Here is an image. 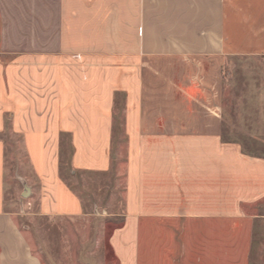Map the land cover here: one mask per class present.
<instances>
[{
	"label": "crops",
	"instance_id": "obj_1",
	"mask_svg": "<svg viewBox=\"0 0 264 264\" xmlns=\"http://www.w3.org/2000/svg\"><path fill=\"white\" fill-rule=\"evenodd\" d=\"M57 6L33 46L0 16V264H42L7 200L16 144L42 217L98 213L70 184L80 175L124 187L118 264H251L264 156L225 140L223 87L238 61L264 67V0Z\"/></svg>",
	"mask_w": 264,
	"mask_h": 264
},
{
	"label": "rangeland",
	"instance_id": "obj_2",
	"mask_svg": "<svg viewBox=\"0 0 264 264\" xmlns=\"http://www.w3.org/2000/svg\"><path fill=\"white\" fill-rule=\"evenodd\" d=\"M57 5L58 0H0V16L9 26L12 41L20 36L27 45L33 46L36 39L44 44L59 23ZM226 72L229 80L223 87V136L225 140L239 143L248 153L264 156V67L238 61ZM18 148L14 145L8 154L7 200L12 202L17 223L42 264H118L109 239L121 226V219L112 214L121 210L124 187H83L80 175L70 184L86 203L98 204V213L95 214L91 204L90 216L42 217L38 201L22 196L25 187L30 188L25 179L30 174L26 159L16 152ZM68 157L67 148L65 166L70 162ZM251 264H264V222L257 224Z\"/></svg>",
	"mask_w": 264,
	"mask_h": 264
},
{
	"label": "water",
	"instance_id": "obj_3",
	"mask_svg": "<svg viewBox=\"0 0 264 264\" xmlns=\"http://www.w3.org/2000/svg\"><path fill=\"white\" fill-rule=\"evenodd\" d=\"M30 196V189L28 187H25V191L23 193V197H29Z\"/></svg>",
	"mask_w": 264,
	"mask_h": 264
},
{
	"label": "trees",
	"instance_id": "obj_4",
	"mask_svg": "<svg viewBox=\"0 0 264 264\" xmlns=\"http://www.w3.org/2000/svg\"><path fill=\"white\" fill-rule=\"evenodd\" d=\"M61 167H62V165H61Z\"/></svg>",
	"mask_w": 264,
	"mask_h": 264
}]
</instances>
